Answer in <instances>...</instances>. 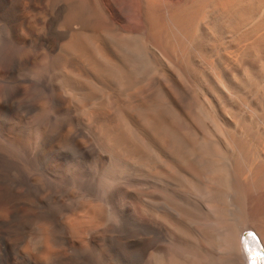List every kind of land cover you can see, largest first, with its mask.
Segmentation results:
<instances>
[{
	"label": "bare ground",
	"instance_id": "6f19581e",
	"mask_svg": "<svg viewBox=\"0 0 264 264\" xmlns=\"http://www.w3.org/2000/svg\"><path fill=\"white\" fill-rule=\"evenodd\" d=\"M257 246L264 0H0V264Z\"/></svg>",
	"mask_w": 264,
	"mask_h": 264
},
{
	"label": "rangeland",
	"instance_id": "374dc122",
	"mask_svg": "<svg viewBox=\"0 0 264 264\" xmlns=\"http://www.w3.org/2000/svg\"><path fill=\"white\" fill-rule=\"evenodd\" d=\"M248 235H250V237L253 238L254 240L256 239V237L252 234V235L254 236V237H253V236L250 234V232L248 233ZM243 240H244V238H243Z\"/></svg>",
	"mask_w": 264,
	"mask_h": 264
},
{
	"label": "clouds",
	"instance_id": "9594fccd",
	"mask_svg": "<svg viewBox=\"0 0 264 264\" xmlns=\"http://www.w3.org/2000/svg\"><path fill=\"white\" fill-rule=\"evenodd\" d=\"M16 106V105H15Z\"/></svg>",
	"mask_w": 264,
	"mask_h": 264
}]
</instances>
